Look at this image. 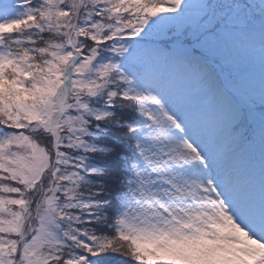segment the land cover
I'll return each instance as SVG.
<instances>
[{
  "label": "snow or ice",
  "instance_id": "obj_1",
  "mask_svg": "<svg viewBox=\"0 0 264 264\" xmlns=\"http://www.w3.org/2000/svg\"><path fill=\"white\" fill-rule=\"evenodd\" d=\"M0 264H264V0H0Z\"/></svg>",
  "mask_w": 264,
  "mask_h": 264
},
{
  "label": "rangeland",
  "instance_id": "obj_2",
  "mask_svg": "<svg viewBox=\"0 0 264 264\" xmlns=\"http://www.w3.org/2000/svg\"><path fill=\"white\" fill-rule=\"evenodd\" d=\"M221 3H231L233 2V0H220ZM240 2H243V0H240ZM249 2H251V0H249ZM253 54L251 53H247L245 54V57H244V61L242 62L241 64V67H247V64H248V61L251 59ZM256 66L258 68V56L256 57ZM256 155L257 157L259 156V144L257 143V146H256Z\"/></svg>",
  "mask_w": 264,
  "mask_h": 264
}]
</instances>
